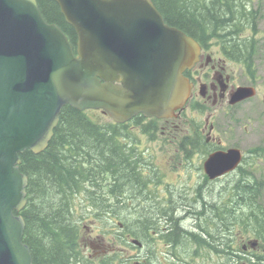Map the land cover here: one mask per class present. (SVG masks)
I'll use <instances>...</instances> for the list:
<instances>
[{
    "label": "water",
    "instance_id": "95a60500",
    "mask_svg": "<svg viewBox=\"0 0 264 264\" xmlns=\"http://www.w3.org/2000/svg\"><path fill=\"white\" fill-rule=\"evenodd\" d=\"M56 1L78 33L76 50L38 0H0V264H35L23 240L29 177L20 154L47 148L63 107L101 109L116 122L176 116L191 91L184 71L201 52L153 0ZM255 94L239 86L232 102ZM242 158L231 147L211 155L205 169L215 178Z\"/></svg>",
    "mask_w": 264,
    "mask_h": 264
},
{
    "label": "trees",
    "instance_id": "16d2710c",
    "mask_svg": "<svg viewBox=\"0 0 264 264\" xmlns=\"http://www.w3.org/2000/svg\"><path fill=\"white\" fill-rule=\"evenodd\" d=\"M38 1L45 19L58 24L76 50V30L67 22L57 1ZM156 1L157 6L165 10V17L171 24L185 30L204 46L209 44L212 36L222 38L228 55L243 62L247 72L252 77L256 76L255 58L259 53L256 36L242 35L248 27L255 29L257 19V13L249 9L247 1ZM136 124L141 126L140 132L151 134L156 131L151 124L142 121H136ZM140 132L127 123L103 122L86 111L66 105L47 148L40 153L26 150L20 154L21 171L29 177L28 201L21 212L26 221L23 240L30 246L35 264H126L127 259L123 258L120 249L101 255L97 261L90 260L81 249L84 225L77 220L75 205L76 199L82 201L84 198L86 204L93 206V216L97 220L103 222L108 217L121 221L123 235L140 241L149 240L154 236L151 230L158 234L159 223L168 218L172 232L166 235L167 241L173 245H181L186 240L204 244L203 238L196 236L190 228H180L179 217L174 218L172 213L177 211L181 214L183 208V215L189 210L201 215L206 211V203L188 202L196 209H189L187 203H182L175 210L172 207L170 212L163 208L164 203L159 202L149 190L151 180L145 175L148 166L154 164L146 161L143 153L137 151L140 147L137 134ZM256 152L259 157L264 156V147H257ZM249 172L244 167L242 175L245 181L234 187L237 201L213 204L211 210L216 220L220 218L222 222L228 216L231 226L238 225L246 234L255 235L264 246V204L259 203L264 180L259 181L254 176L249 182ZM126 194L130 196L127 198ZM116 195L118 200L115 207L118 210L112 203V196ZM130 204H135L136 213V219L131 224L123 216V211L130 208ZM149 207L150 210H147ZM153 208L160 211L153 212ZM110 212H113L114 218ZM122 234H117L116 243L119 245L121 240L124 241ZM162 236L165 234L162 233Z\"/></svg>",
    "mask_w": 264,
    "mask_h": 264
},
{
    "label": "flooded vegetation",
    "instance_id": "af4514ba",
    "mask_svg": "<svg viewBox=\"0 0 264 264\" xmlns=\"http://www.w3.org/2000/svg\"><path fill=\"white\" fill-rule=\"evenodd\" d=\"M153 1L157 6V1ZM160 11L164 16L165 21L171 24L165 17V10L160 9ZM201 45L202 49L199 60L191 68H187L184 71V75L191 83V94L179 115L177 117L170 118H156L138 114L128 122L132 128H138L136 121L151 124L153 128H156L155 132H152L151 134L148 133L151 140H154L153 137L157 134V131L160 132V138L155 141L167 143L170 146L168 151L172 152L174 156L171 161L175 162L177 158L179 160L178 164L170 162L168 166H174V168H189L197 166L201 170L202 181L195 187L194 194L190 195L193 202H198L200 199L203 200V194L207 187L210 185H217L219 182L224 180L227 184L233 183L235 186L238 184L241 185L242 182L245 181V179H243L242 169L246 167L247 164V168L250 170L248 174V181L252 182V178L255 176V172H253L252 169L256 165L255 161L259 159L256 152L257 147L250 148L249 151L245 152V154L244 150L238 144L228 143V132L233 126L240 127L242 124L241 118L239 117L241 106L252 98L248 97L237 102H232L233 94L237 88L242 85L254 86L256 94L259 93L260 90L256 77L257 75L252 77L247 72L246 66L243 62L238 61L231 56L228 57L229 55L224 47L223 50H214L209 47L210 45ZM238 70H240L244 78L248 80L246 83H240L238 79ZM188 112H190L191 115H193L194 112H197L198 114H203L204 117L195 118L193 116H189ZM140 134L143 135L147 133L141 132L139 135ZM230 147H238L242 150V162L236 169L212 178L205 169L206 160L215 153L227 151ZM137 151H141L144 158H146L145 151H142L140 147ZM146 161L151 160L146 159ZM151 167L148 166V169L145 171V175L151 180L149 190L154 193L159 202L164 203L163 208H166L168 212H170L169 209L172 207H174L175 210L182 203L188 204V202L191 201L184 191H175V187L172 185L170 186V183L166 184V190L168 193L165 195L166 199H163L159 191V184L170 181L163 176L157 165L154 164L151 165ZM232 175L235 177H232L229 180V177ZM226 185L225 187H228ZM207 192L210 195V191ZM147 194L150 196L149 191ZM112 198V203L117 202V195L115 197L112 196ZM204 202L206 203L205 213L198 215L197 211L189 210V214L195 215V223L193 225H189L191 228L183 225V223L185 224L186 220L193 216L188 217L189 214L186 213L185 215L181 214L183 215L181 218V215L177 211L172 213L174 218L179 217L180 228H190V231H193L196 236L200 235L203 238L202 241L204 244L192 242L194 244L193 247H195L193 255L200 253L198 249L201 251L202 248H205L209 249V253H212L220 259L215 261H208V259H206L204 264H264V260H261V257L264 256V249L261 250L262 247H259L260 244H253V242H251L252 239H245L242 228H239V231H235L236 227L234 225L231 226L228 216H226L225 220L222 222L220 218L219 220H216L215 216H213V211H211L212 205H216L215 201L213 204L208 200H204ZM115 204L116 203L113 204L114 207ZM188 205L189 209H196V207L191 204ZM207 206H209L208 211ZM147 210L149 209L147 208ZM106 215L108 214L106 213ZM110 216L114 218L113 212H110ZM167 219L168 218H164L159 223L160 232L158 234H155V231L151 230V234L154 236L151 238L149 237V240L146 239L145 241H141V245H138L139 250L146 251V256L141 260H130V258L127 257V260H125L126 264H137L138 262L141 264H159V261L154 259L155 253L150 256L152 247L155 246V241L158 243H164V248L166 249L165 251H168L166 253V257H169L172 254L173 257L177 258L172 261H161L160 264H196L198 262L196 260L187 261L186 259H179L177 251H179L178 248L180 245H173V243L167 241L166 239V235L172 232ZM115 221H117L116 218ZM83 225L87 228L86 224ZM119 225L124 227L122 222H119ZM179 230L180 229L178 228L177 231ZM162 233H164L165 236H162ZM121 236L125 243H129L130 246L132 245L131 241L129 242V240L132 239L130 235L122 234ZM237 237H239V239L236 241ZM97 240L98 237L94 241L90 239V247H88L86 243L85 247H81V249L84 250L83 252L85 255L93 261L101 255L108 254L107 252L100 253V256L86 254V251L90 249L96 255L99 251L106 250L96 243ZM204 240L207 241V244H205ZM81 241H85V238H82V235ZM237 244H240V246H237ZM167 247H170V249H167ZM118 249L123 251L121 247L112 249L110 252ZM154 249L157 250L155 247Z\"/></svg>",
    "mask_w": 264,
    "mask_h": 264
},
{
    "label": "rangeland",
    "instance_id": "374dc122",
    "mask_svg": "<svg viewBox=\"0 0 264 264\" xmlns=\"http://www.w3.org/2000/svg\"><path fill=\"white\" fill-rule=\"evenodd\" d=\"M248 3L249 9L257 13V19L255 22V29L254 27H248L245 30H243L242 35L244 36H250L255 35V40H257V45L259 47V53H257V56L255 58V67H256V77L258 80V86L260 92L257 93L254 97L249 99L244 105L241 106V111L239 113V117L241 118L242 124L240 127L233 126L231 130L228 132V143H235L238 144L243 150L244 153L246 151H249L250 148L254 147H264V101H263V94H264V0H245L244 2ZM252 26V24H251ZM211 47L214 50H223V40L222 38L218 39L216 36H212L210 42H208ZM228 56V55H227ZM230 57V56H228ZM238 79L240 83H246L248 80L244 78L243 74H241V71L238 70ZM88 114L93 117L94 119L103 121V122H109L113 121L110 116L103 113L101 110H93L88 109ZM189 116L193 117H204L203 114H198L197 112H194L193 115L188 112ZM135 131H141V127L134 129ZM141 133V132H140ZM157 134L153 137L154 140H151L150 135L148 134H137L139 135V143L140 149L142 151H145L146 153V159L151 160L155 165H157L158 169L162 172L163 176L170 182H164L162 184H159V191L161 193V196L163 199L165 198V195L168 193L166 190V184L170 183V186L172 185L175 187V191H184L186 195H188L189 199L191 200L190 195L194 194L195 187L198 185L199 182L202 181L201 178V170L195 166V167H178L174 168V166H168L170 162L173 164H178L179 160L178 158L176 161H171V159L174 157L172 152L168 151V148L170 147L167 143H162L160 141H155L156 139L160 138V132L157 131ZM228 145V144H227ZM229 146V145H228ZM246 154V153H245ZM248 167V164L246 168ZM255 177L258 178V180H264V156L259 157V159L256 161V165L254 167ZM235 177L234 175L229 177V180ZM226 181L219 182L217 185H210L205 189L204 192V198L203 200L200 199L199 201L208 200L210 203L213 204L215 201L216 204H229L231 202L237 201V195L236 191L234 189L233 183L227 184ZM228 186V187H225ZM207 191H210V195ZM130 196V195H129ZM126 194V197H129ZM210 198V199H209ZM85 199V198H84ZM84 199L82 201H79L76 199V215L77 220H80L82 224H86V227H83L82 229V238H85V241H81V247H85V243L90 247V239L92 241L96 240L98 237V240L96 243L99 244L100 247H103V249H106L105 251L101 250L98 252V254H94V252L90 249L86 251V254H92L94 256H100L99 254L102 252L109 253L110 250L115 248H121L122 256L123 258L129 257L130 260H141L146 255V251L139 250V248H136L134 246H130L129 243H125L124 241H120V245L117 242V233H123L124 229L123 227H119V220H111L106 217V219H103L102 222L101 219L97 220L93 216V206L90 204H86L87 200ZM190 202H193L192 200ZM116 202H113V204ZM259 203L264 204V187L261 188V199ZM135 204H130V208H126L123 211V216L126 217L130 222L133 223L136 219V213L134 206ZM198 207V206H197ZM200 208V207H198ZM116 210L118 208L115 207ZM154 209V208H153ZM152 211L159 212L160 209L155 208ZM150 210V207H149ZM183 208H181L180 213L183 214ZM212 211V210H211ZM180 214V215H181ZM157 218V223H158ZM195 223V218H189L186 220L185 224L183 225L189 226L193 225ZM190 227V226H189ZM236 230L239 231V226L235 225ZM191 228V227H190ZM109 231L111 233L109 234ZM242 232V230H241ZM244 238L249 240H254L255 235H248L244 232ZM239 239L237 237L236 241ZM130 242V240H129ZM242 243V242H241ZM194 244L191 241H184L178 248L179 251H177V254L179 256V259H186L188 260H196L198 261L196 264H204V261L206 262V259L208 261H215L217 259H220L219 257H216L212 253H209V249L202 248L198 249L200 252L199 254L193 255L195 251V247H193ZM237 246H240V244H237ZM96 247V246H95ZM157 248V250L154 249ZM152 247V251L150 252V256H152L153 253H155L154 259L159 261V264L161 261H172L173 259H177L173 257L171 254L169 257H166V253L168 251H165L164 243L160 242L158 243L155 241V246ZM259 247H262L261 250L264 249V246L260 244ZM167 249H170V247H167ZM84 251V250H83ZM98 251V250H97ZM109 251V252H108ZM170 251V250H169ZM153 259V260H154ZM97 261V259L95 260ZM171 264V263H170Z\"/></svg>",
    "mask_w": 264,
    "mask_h": 264
}]
</instances>
